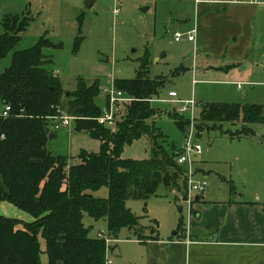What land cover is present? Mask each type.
Listing matches in <instances>:
<instances>
[{"label": "trees", "instance_id": "1", "mask_svg": "<svg viewBox=\"0 0 264 264\" xmlns=\"http://www.w3.org/2000/svg\"><path fill=\"white\" fill-rule=\"evenodd\" d=\"M31 20L29 11L7 14L0 32V61L13 52L10 65L0 72V101L11 106L8 116L0 115V203L9 202L34 217L26 222L0 214V264H43L40 236L49 264H106V239L89 235L85 214L95 220L105 218L110 234L117 237L122 228L140 226L139 217L127 206L129 199L147 203L158 195L161 185L171 192L187 186L184 169L176 161L180 147L159 142L168 137L155 123L159 108L148 100L160 96L166 80L146 76L147 60L145 72L115 80L116 87L135 101L118 131L112 132L95 119L102 113L96 101L101 93L99 82L89 85L80 77L76 89L65 90L60 77L44 66L49 61L44 49L62 44L42 36L34 46L14 50ZM79 20L81 24L82 17ZM82 41L77 36L75 51ZM64 96L69 100L65 109L76 117V131L87 132L101 145L98 152L83 150L81 162L69 167L65 163L64 173H59L58 164L65 159L53 155L46 144L53 118L62 115ZM200 107L203 120H240L247 125L232 137L253 135L250 124L264 123V104L214 102ZM171 113L176 125L185 130L183 117ZM144 135L151 141V156L123 158L124 146ZM103 187L108 189L106 197L93 194ZM154 233L152 239H158Z\"/></svg>", "mask_w": 264, "mask_h": 264}, {"label": "rangeland", "instance_id": "2", "mask_svg": "<svg viewBox=\"0 0 264 264\" xmlns=\"http://www.w3.org/2000/svg\"><path fill=\"white\" fill-rule=\"evenodd\" d=\"M191 2L192 0H0V32L3 29L2 19L5 15L29 11L32 20L27 30L21 34V40L14 50L32 47L42 36L48 37L54 43L62 44L61 47L44 49L49 59L44 66L60 77L65 90L76 89L80 77L89 85L99 82L101 89L117 79L135 78L139 71L144 70L143 64L147 60V70L143 71L147 73L146 76L166 80L160 89V97H168L169 90L174 89L182 100L194 96L198 101H220L222 98L215 94L217 88L215 84L201 82V76L199 74L194 76L191 68L182 71L180 69L174 73L181 66L183 59L191 64L190 67L195 63L199 65L191 44L187 40L182 39L178 42L174 38L179 17L175 14L172 17L168 16L179 7L188 10ZM144 7L147 9L143 10ZM115 9L119 10L117 15L114 13ZM77 36H82L83 41L79 50L75 51ZM12 53L0 61V72L10 65ZM194 79L200 80L194 83ZM228 90V95L232 96L229 100L231 102L264 103V87H256L253 92L250 86H245L240 93L236 92L234 86ZM98 98L96 101L101 103V97ZM68 101L64 96L62 115L54 117L50 126L51 132L56 131L57 135L48 137L46 148L53 155L63 156L69 167L82 161L80 153L83 150L98 152L101 141L85 131H76L75 120L64 118L65 116L75 118L65 109ZM153 104L159 108L155 117L156 126L168 137L166 140L159 139V142L174 141L181 147L188 131V117L180 115L186 121L185 130H181L171 116L177 105L166 102ZM3 108L4 103L0 101V112ZM198 110L195 141L201 144L203 149L196 159L206 170L212 169L222 175L213 173L207 187L214 184L216 188H235L237 192L246 194H252L256 187L264 190V156L254 166L249 162L252 155L258 156L257 151L252 152L257 150L255 142L258 141L264 146V123L250 124L254 131L253 135L232 137L247 125H243L240 120L206 121L201 118V107ZM151 148L149 137L144 135L131 144H126L122 157L146 159L151 156ZM251 170L256 174L253 172L254 175L250 176ZM93 194L106 197L108 189L103 187ZM157 194L150 197L147 203L141 199L128 200L127 206L139 217L140 228L138 227L136 231L122 228L117 237L110 234L105 218L95 220L88 214L84 215L83 221L90 228L91 237L111 239L107 244L108 260L111 262L106 264H140L147 250L144 243L136 240L141 236L140 231L143 237L151 236L155 231L161 237L167 238L181 231L179 226L182 220L188 224L189 206L182 200L181 195L167 190L163 185L158 188ZM1 204L2 215L26 222L34 219L32 215L9 202L3 204L15 208L16 212L4 208ZM180 205L183 206V211H180ZM9 210L10 213L4 212ZM41 244L46 247L45 242ZM117 248L121 251L120 255L115 254ZM45 258L42 256L43 262L46 263Z\"/></svg>", "mask_w": 264, "mask_h": 264}, {"label": "crops", "instance_id": "3", "mask_svg": "<svg viewBox=\"0 0 264 264\" xmlns=\"http://www.w3.org/2000/svg\"><path fill=\"white\" fill-rule=\"evenodd\" d=\"M174 14L179 17L175 34H186L196 29L194 42L186 37L183 40L191 44L199 64L190 67L191 64L183 59L176 72L191 68L194 76L199 74L202 78L194 79V83L200 80L215 84V94L222 98L215 102L235 103L229 101L232 98L228 95L231 86L237 93L242 92L245 86H250L252 92L256 87H264V0H192L188 10L179 7L168 16ZM238 83H242L240 88ZM100 97L101 103L97 102L102 107L104 98L101 94ZM198 103L214 102L200 100ZM249 104L261 103L254 101ZM255 143L257 150L252 152L257 151L258 156L252 155L251 166L264 156L263 144ZM200 164L197 160V170L207 180L213 173L220 175ZM253 172L250 171V176L254 175ZM3 205L16 212L15 208ZM4 208L2 210H6ZM10 210L4 212L10 213ZM180 211H183V206ZM179 227L181 231L172 237L164 238L158 234V239H152L154 232L143 237L140 231L144 239L138 237L136 240L147 248L140 264H264V190L256 187L252 194H246L237 192L235 188H216L213 184L193 205L188 224L182 220ZM39 238L45 242L41 236ZM42 248V255L46 257V263H42L49 264L46 247L42 245ZM120 252V249H115L116 255Z\"/></svg>", "mask_w": 264, "mask_h": 264}, {"label": "built area", "instance_id": "4", "mask_svg": "<svg viewBox=\"0 0 264 264\" xmlns=\"http://www.w3.org/2000/svg\"><path fill=\"white\" fill-rule=\"evenodd\" d=\"M114 13L115 15H117L119 13V10L115 9ZM184 37H186L189 41L194 42L196 38V29L186 34L181 32H177L175 34L176 41H180ZM241 86L242 83H238V87L240 88ZM101 95H103L104 98V105L101 108V115L95 119L99 124L110 129L112 132H117L119 129V124L125 120L128 114V108L131 103L135 101V97L129 95L124 90L117 88L114 82H111L107 87L102 88ZM168 95L169 97L166 99L154 97L148 100L152 103L166 102L175 104L177 105L176 112L180 115L188 117L189 124H187L188 131L185 135V142L180 147L176 155L177 163L184 169L187 186L183 191L173 189L172 192L181 195L182 200L189 206V212H191L193 209V205L196 202V197H201L206 192L208 186L207 178L204 177V175H201L196 167V158L203 149L202 145L195 141L198 123L197 115L199 112L198 108L200 109V105L195 97L188 100L180 99L178 92L175 90L170 91ZM10 110L11 106L9 104H4V109L0 112V115L8 116ZM64 118L75 120L76 117L73 118L65 116ZM65 123H67V121H65ZM1 138H4V135H2ZM110 240L111 239H106V243H110ZM110 262L111 261L107 258L106 263Z\"/></svg>", "mask_w": 264, "mask_h": 264}, {"label": "water", "instance_id": "5", "mask_svg": "<svg viewBox=\"0 0 264 264\" xmlns=\"http://www.w3.org/2000/svg\"><path fill=\"white\" fill-rule=\"evenodd\" d=\"M147 7H144L143 10H146ZM57 135L56 131H53L49 134L50 137H55ZM64 169H65V160H61V162L59 163L58 167H57V171L59 173H64ZM200 200V196L196 197V201ZM179 209H182V206H179Z\"/></svg>", "mask_w": 264, "mask_h": 264}]
</instances>
